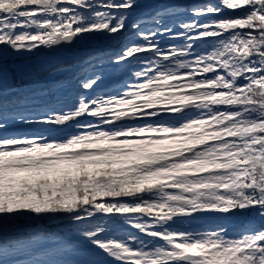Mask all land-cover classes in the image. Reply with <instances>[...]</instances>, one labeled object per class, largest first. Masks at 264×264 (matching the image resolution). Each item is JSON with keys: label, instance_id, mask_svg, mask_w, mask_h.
<instances>
[{"label": "snow or ice", "instance_id": "obj_1", "mask_svg": "<svg viewBox=\"0 0 264 264\" xmlns=\"http://www.w3.org/2000/svg\"><path fill=\"white\" fill-rule=\"evenodd\" d=\"M139 7L0 0V264H264V226L235 224L264 220V0ZM97 37L118 51L17 72L79 68L74 103L2 99V49ZM20 219L59 226L6 235Z\"/></svg>", "mask_w": 264, "mask_h": 264}, {"label": "rangeland", "instance_id": "obj_2", "mask_svg": "<svg viewBox=\"0 0 264 264\" xmlns=\"http://www.w3.org/2000/svg\"><path fill=\"white\" fill-rule=\"evenodd\" d=\"M196 1L199 0H140V7L137 9L138 13H143V14H147L150 15L151 11L156 10V8H158V5L161 3H167V4H172L176 6V10L179 12L181 11L184 7H190V5L196 3ZM214 2H218V0H213ZM181 7V8H180ZM104 39L103 38H89V39H85V40H77L75 43V48L71 53H67V52H59L54 54V55H48V54H42V55H36L35 53H25L22 55H18L14 52H12L10 49H2L3 53L6 57L4 64H5V74L9 76V82L5 84L3 91L5 92V95L3 97H10V96H16L17 94H26L27 92L33 91L35 90L39 83H41L42 81H36L35 84L32 85H28L25 86L24 83L21 84V82L18 84L19 86H14L15 83L18 81L17 80V72L19 69L22 68H28V67H37V66H47V65H57L59 63L62 62H66V61H70L72 59H74L76 56L79 55V53L84 50L85 48H88L90 50H92L95 47H101L104 44ZM138 42V41H136ZM167 44H179L181 43V41L178 40H169L166 42ZM29 56V57H28ZM24 57H28L25 58V60H23ZM15 77V78H14ZM16 80V82H15ZM25 83L27 78H24ZM119 80V78H117L115 75H106L105 79L101 82L100 87H107L108 85L112 84L113 82H117ZM18 83V82H17ZM14 84V85H13ZM17 85V84H16ZM20 85H23L22 87ZM14 88L11 90V87ZM68 88V87H66ZM66 98L68 97H63L61 98V100L67 104ZM23 127V126H20ZM247 221V222H251V223H255L257 224L256 226H249L250 228H260L264 225L261 224V222L264 223V220H262L258 215H255L251 212L247 213V214H239L236 218L235 222L238 221ZM19 220L16 221H9L6 225H4V227L7 228V230L9 231L10 228H14V227H20L18 226ZM40 224V223H38ZM59 225L57 224V226L55 228H57ZM203 222L197 223L192 225V227H202ZM248 227V228H249ZM53 228V229H55ZM8 231L6 233H8ZM94 252H99L98 249H93ZM101 256H103V254L101 253ZM106 261L107 264H115V261L110 260L109 258H107L106 256L103 257Z\"/></svg>", "mask_w": 264, "mask_h": 264}, {"label": "trees", "instance_id": "obj_3", "mask_svg": "<svg viewBox=\"0 0 264 264\" xmlns=\"http://www.w3.org/2000/svg\"><path fill=\"white\" fill-rule=\"evenodd\" d=\"M206 2H208V0L196 1V3H206ZM196 3H194V4H196ZM228 14H232V13H228ZM104 41L105 42L101 47H95L92 50H90L89 47L85 48L74 59H72L70 61L59 63L57 65L55 64L53 66H59L61 64L62 65H76L78 62L83 61L88 57L107 58L108 56L114 55L116 53V51H118L119 45L113 43L110 39H104ZM139 42H141V41H138L137 43H139ZM24 58H27V57H24ZM78 72H79V68H74L73 71H71V72L59 73L56 75H50L48 72H42V73H39L33 79L27 78L26 83H25L24 79H21L18 76L17 77L18 83L15 80L16 83H15V85L13 84L14 86H19L18 84L20 82H21V84L24 83L25 86L35 84L36 81H42V82L39 83L38 87L35 90L27 92L26 94H17L16 96L2 97V99L5 101H12L14 99H19L23 96L32 95L33 93L38 92V91L43 90V89L52 90L54 85H58L60 82H64L63 87L59 88L57 91H54V92L50 91V95L48 97H46L45 99L49 102H53L56 100L57 97H59L60 100L63 97H68L64 101H67L68 102L67 104L74 103L76 97L81 92H83V89H80L77 86L76 77H77ZM115 76L117 78H119V80L121 79V77L119 75H115ZM117 82H113L112 84L108 85V87L115 85ZM14 86L11 87V90L14 88ZM20 86L22 87L23 85H20ZM66 87H68V88H66ZM103 88H105V87H103ZM84 94L85 95H91V93H87V92H84ZM38 223L43 224L49 230H53V228H55L57 226V223H50L49 220H47V219H44V220L20 219L18 222V224H19L18 226H20V227L19 228L18 227L10 228L8 233H6V235H13L20 230L30 228V227H35ZM235 224H236V227L240 228V229L248 228L249 226L253 227V226L257 225L255 223L247 222L244 220L235 222ZM261 224L264 225L263 222H261Z\"/></svg>", "mask_w": 264, "mask_h": 264}, {"label": "water", "instance_id": "obj_4", "mask_svg": "<svg viewBox=\"0 0 264 264\" xmlns=\"http://www.w3.org/2000/svg\"><path fill=\"white\" fill-rule=\"evenodd\" d=\"M75 48V43L71 44V45H62L59 48L53 49V50H46V49H37L36 50V55H41L45 52H47L50 55H54L56 53H58V51H64V52H68L71 53L73 51V49Z\"/></svg>", "mask_w": 264, "mask_h": 264}, {"label": "flooded vegetation", "instance_id": "obj_5", "mask_svg": "<svg viewBox=\"0 0 264 264\" xmlns=\"http://www.w3.org/2000/svg\"><path fill=\"white\" fill-rule=\"evenodd\" d=\"M29 57V56H28Z\"/></svg>", "mask_w": 264, "mask_h": 264}]
</instances>
